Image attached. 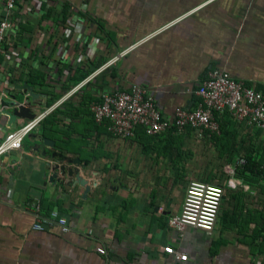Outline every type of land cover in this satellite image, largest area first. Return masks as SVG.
Listing matches in <instances>:
<instances>
[{"label":"crops","instance_id":"obj_1","mask_svg":"<svg viewBox=\"0 0 264 264\" xmlns=\"http://www.w3.org/2000/svg\"><path fill=\"white\" fill-rule=\"evenodd\" d=\"M8 17L0 141L42 115L19 149L0 156V264H264V198L253 218L242 209L231 219L219 207L210 231L167 225L185 189L164 187L163 143L244 132V123L225 112L218 133L170 126L120 138L88 109L102 92L138 83L171 118L176 106L195 105L211 67L264 88V0H18ZM31 201L56 209L69 229H34Z\"/></svg>","mask_w":264,"mask_h":264},{"label":"built area","instance_id":"obj_2","mask_svg":"<svg viewBox=\"0 0 264 264\" xmlns=\"http://www.w3.org/2000/svg\"><path fill=\"white\" fill-rule=\"evenodd\" d=\"M4 16L0 17V45L9 37V13L18 0H0ZM197 100L192 108L176 106L171 118L165 117L156 103L154 95L145 86L132 83L126 88L102 92L99 98L88 104L92 119L106 123L110 134L120 138L133 137L138 130L145 135H155L174 126L177 131L186 128L219 132V117L228 113L236 122L255 127L264 132V88L257 89L233 78L227 71L211 67L195 89ZM42 115L28 120L19 127L8 131L0 141V156L11 149H19L24 137ZM243 162V161H242ZM224 188L219 183L201 179H189L180 210L170 215L167 225L181 234L191 226L204 231L212 230L220 207ZM33 214L34 229L58 226L67 231L66 219L56 209L44 211L37 201L27 203ZM96 250L106 255L102 246ZM163 251L179 260L187 255L172 245Z\"/></svg>","mask_w":264,"mask_h":264},{"label":"rangeland","instance_id":"obj_3","mask_svg":"<svg viewBox=\"0 0 264 264\" xmlns=\"http://www.w3.org/2000/svg\"><path fill=\"white\" fill-rule=\"evenodd\" d=\"M244 127V132L232 129L211 139L200 137L199 143L188 136L178 137L169 144L164 142L161 154L164 187L171 181V189L182 192L192 178L219 183L224 188L222 214L225 211L232 219L245 209V215L253 218L254 209L259 210V199L264 198V135L257 128ZM244 159L254 162L256 169L246 170ZM172 169L178 173L176 180L165 175ZM232 176L238 181L231 185Z\"/></svg>","mask_w":264,"mask_h":264},{"label":"trees","instance_id":"obj_4","mask_svg":"<svg viewBox=\"0 0 264 264\" xmlns=\"http://www.w3.org/2000/svg\"><path fill=\"white\" fill-rule=\"evenodd\" d=\"M84 74V73H83ZM173 129H176L174 126H173ZM171 129H167L165 131H162L160 133H157L155 135H150V136H160V135H164V134H167ZM255 163L254 162H251L247 159H244V163H243V166L246 170H250V171H254L256 169V167L254 166ZM254 166V167H253Z\"/></svg>","mask_w":264,"mask_h":264},{"label":"water","instance_id":"obj_5","mask_svg":"<svg viewBox=\"0 0 264 264\" xmlns=\"http://www.w3.org/2000/svg\"><path fill=\"white\" fill-rule=\"evenodd\" d=\"M3 112H8V113H11L10 111L11 110H7L6 108H7V105H8V102H6V101H3ZM5 107V108H4ZM73 160V162L74 163H78L79 162V160L78 159H72ZM59 169L62 171V172H65V168H64V166H60L59 167ZM69 174H72L73 173V170H70L69 172H68Z\"/></svg>","mask_w":264,"mask_h":264}]
</instances>
